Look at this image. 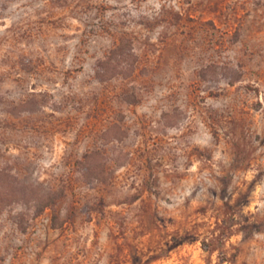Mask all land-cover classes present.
<instances>
[{
    "label": "rangeland",
    "instance_id": "374dc122",
    "mask_svg": "<svg viewBox=\"0 0 264 264\" xmlns=\"http://www.w3.org/2000/svg\"><path fill=\"white\" fill-rule=\"evenodd\" d=\"M0 186V264H264V0H0Z\"/></svg>",
    "mask_w": 264,
    "mask_h": 264
},
{
    "label": "trees",
    "instance_id": "16d2710c",
    "mask_svg": "<svg viewBox=\"0 0 264 264\" xmlns=\"http://www.w3.org/2000/svg\"><path fill=\"white\" fill-rule=\"evenodd\" d=\"M10 185L12 187V191L8 193V195H11L9 199H14V197H18L20 194H28L29 192H31L35 193L41 209L53 207L54 205V198L50 194L42 192L39 188H36L32 185H25L23 183H20L16 179L12 180ZM6 192L7 191L3 193V190H0V196L2 194L7 195L5 194Z\"/></svg>",
    "mask_w": 264,
    "mask_h": 264
}]
</instances>
